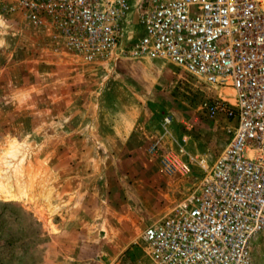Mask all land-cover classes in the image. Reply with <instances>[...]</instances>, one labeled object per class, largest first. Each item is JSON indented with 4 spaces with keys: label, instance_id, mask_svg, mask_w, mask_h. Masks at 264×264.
Here are the masks:
<instances>
[{
    "label": "rangeland",
    "instance_id": "374dc122",
    "mask_svg": "<svg viewBox=\"0 0 264 264\" xmlns=\"http://www.w3.org/2000/svg\"><path fill=\"white\" fill-rule=\"evenodd\" d=\"M3 5L0 264H152L141 233L198 186L193 159L211 166L230 140L235 121L207 106L233 90L157 59L83 64ZM251 259L264 264V233Z\"/></svg>",
    "mask_w": 264,
    "mask_h": 264
},
{
    "label": "built area",
    "instance_id": "2783aa9c",
    "mask_svg": "<svg viewBox=\"0 0 264 264\" xmlns=\"http://www.w3.org/2000/svg\"><path fill=\"white\" fill-rule=\"evenodd\" d=\"M31 26L51 28L74 59L166 61L234 103L207 106L235 121L198 186L141 233L152 264H252L264 233V0H0ZM134 14L140 34L125 36ZM183 152V151H181ZM192 161V159L190 158ZM167 156L168 173L189 167Z\"/></svg>",
    "mask_w": 264,
    "mask_h": 264
}]
</instances>
